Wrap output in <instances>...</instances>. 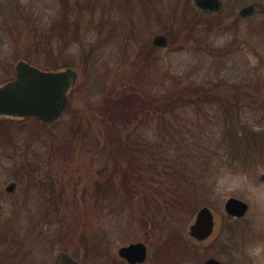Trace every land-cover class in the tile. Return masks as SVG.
Returning a JSON list of instances; mask_svg holds the SVG:
<instances>
[{"label": "rangeland", "instance_id": "374dc122", "mask_svg": "<svg viewBox=\"0 0 264 264\" xmlns=\"http://www.w3.org/2000/svg\"><path fill=\"white\" fill-rule=\"evenodd\" d=\"M221 2V14L200 17L194 0H0V85L14 78L20 60L77 73L68 109L55 122L0 119V264H13L12 243L15 264H55L60 251L81 264H127L118 249L138 242L147 247L143 264H149L157 245L173 234L193 252L180 264H203L210 256L224 264H264V0ZM249 3L253 14L239 17ZM165 32L172 40L152 51L153 37ZM128 83H144L156 93L176 83L219 84V96L228 99L187 96L135 133L146 137L159 173L163 166L175 175L160 185L167 197L149 190L160 201L157 212L153 202L142 206L136 190L121 209L95 207L90 191L106 170L96 134L90 129L87 142L64 143L75 112H88L111 87ZM237 85L245 90L240 96L224 94ZM228 103L232 111L241 109L242 141L250 130L263 146L246 159L244 152L232 154L225 133L221 112ZM28 163L30 181L23 171ZM50 178L60 196L46 191ZM11 181L17 188L6 194ZM230 197L247 204L243 217L226 214ZM204 206L214 230L197 242L189 226ZM88 236L101 244L95 263L84 258Z\"/></svg>", "mask_w": 264, "mask_h": 264}, {"label": "trees", "instance_id": "16d2710c", "mask_svg": "<svg viewBox=\"0 0 264 264\" xmlns=\"http://www.w3.org/2000/svg\"><path fill=\"white\" fill-rule=\"evenodd\" d=\"M196 14L200 17H211L210 13L206 14L201 11H197ZM219 14H221V11L217 12V15ZM185 21L183 20V22ZM164 35L167 36L168 41L169 37L172 40L173 34L165 32ZM149 48L152 51L154 50L153 45ZM218 85L210 84L208 87H203L195 83H176L171 85L170 88L164 89L163 92L156 93L144 83H128L127 85H119L115 89L111 87L105 93L100 104L97 102L96 105H89L88 112H75L69 125V140L64 142L65 147L67 148L72 143L70 140L73 139H78L77 141L81 143L87 142L90 139L89 130L91 129L96 134V146L105 162L106 170L99 172V178L93 182L90 191L95 207L106 203V208L121 209L123 205L127 204V201L124 200L126 195L131 193L132 190H136L140 193L138 196L142 198V206H151L153 202V205H155L153 211L157 212L160 209V201L158 203L156 200L153 201L155 197L149 194V190L156 188V192L160 193L156 196L159 198L167 197L168 191L161 192L160 185L168 179L176 180L175 175L166 172L163 166L160 167V171H162L159 173L158 162L153 159L155 156L150 145L147 144L146 137L137 136L135 133L144 128L148 120L153 121L154 117L163 118V116L168 115V110L174 105L182 103L180 100H188L187 96L191 100L209 99L210 102H217L218 100L221 101L220 103L228 102L225 95L219 96L221 94H219ZM234 87V89L225 90L224 94L234 93L240 96L245 91L241 86ZM163 101L167 102L163 112H157ZM139 103L141 108H138ZM225 108V112H221V117L224 121L225 133L228 132L229 135L230 146L236 151L232 154L238 156L244 152L243 159H246L251 151H259L257 149L259 147L262 149L263 146H258L256 143L259 142L260 137L255 133L252 134V131L245 130L246 135H244L243 141L237 134L240 126L241 109L236 106L237 109L232 111V109H229L231 108L230 103ZM229 131H235V133ZM229 141L227 139V142ZM260 141L264 142V139H260ZM26 165H28V168L23 171H25V174L29 177L28 181H30L31 172L34 170L30 168L32 164L28 163ZM22 175L24 174L21 173ZM52 181L53 179L50 178L47 182L49 189L46 188V191H50L52 195L57 193L60 196L62 190L52 188ZM154 184L156 186H153ZM179 238H176L173 234L172 237L167 239L168 241L160 242L152 253L149 264H180L190 257L193 253L191 248L186 244H182ZM92 241L91 236L86 237L83 240L84 247H96L101 251V244Z\"/></svg>", "mask_w": 264, "mask_h": 264}, {"label": "water", "instance_id": "95a60500", "mask_svg": "<svg viewBox=\"0 0 264 264\" xmlns=\"http://www.w3.org/2000/svg\"><path fill=\"white\" fill-rule=\"evenodd\" d=\"M194 5L201 12H217L222 8L220 0H194ZM253 5L239 10V16L245 17L253 13ZM264 12V6L262 7ZM155 47H165L167 37L157 34L152 39ZM77 73L69 68L58 70H42L30 63L20 60L14 66V78L0 85V118L22 120L34 118L41 122L52 123L58 120L65 111L69 94L76 81ZM13 184L6 188L11 191ZM248 209L245 202L230 197L224 204L227 215L243 217ZM214 220L209 208L202 207L189 226L188 235L202 242L213 232ZM119 257L130 264L142 263L147 256L143 243H131L118 251ZM73 264H76L73 262ZM203 264H223L215 258H209Z\"/></svg>", "mask_w": 264, "mask_h": 264}, {"label": "flooded vegetation", "instance_id": "af4514ba", "mask_svg": "<svg viewBox=\"0 0 264 264\" xmlns=\"http://www.w3.org/2000/svg\"><path fill=\"white\" fill-rule=\"evenodd\" d=\"M221 1V0H220ZM221 4H222V2H221ZM248 5H253V7H254V4H252V3H249ZM254 12V11H253ZM211 14V13H210ZM1 119V118H0ZM4 119H9V118H4ZM13 169H15V164L13 165ZM15 179V178H14ZM9 184H13L14 185V188L11 190V191H7L6 190V188H7V186L9 185ZM17 188V182H15V181H11V182H9V183H7L6 185H5V188H4V191L6 192V194H12V193H14L15 192V189ZM47 202H48V200L47 199H45ZM12 245H13V247H12V251H11V255L13 256L12 257V259H14V262H13V264H15V243L13 244L12 243ZM121 248V247H120ZM119 248V249H120ZM119 249H118V251H119ZM146 250H147V247H146ZM148 251V250H147ZM97 252H98V248L96 249V247L95 248H90V246L89 247H83V254L85 255H83L84 256V258H86V259H88L89 261H92V263H95L96 261H98L97 259H96V257L98 256V254H97ZM118 253V252H117ZM119 256V255H118ZM147 256H148V253H147ZM147 256H146V259H145V261L144 262H142V263H137V264H143V263H145L146 261H147ZM119 258H121V257H119ZM209 258H215V257H212V256H210V257H208L207 259H209ZM216 259V258H215ZM4 260H6V259H4ZM11 260V259H10ZM55 264H73V262H75L76 264H81V263H79L77 260H76V258L75 257H73L69 252H66V251H60L57 255H56V258H55ZM121 260H123L125 263H127V264H130V263H128L125 259H123V258H121ZM224 264V263H223Z\"/></svg>", "mask_w": 264, "mask_h": 264}]
</instances>
